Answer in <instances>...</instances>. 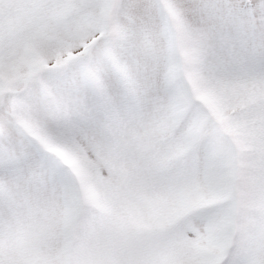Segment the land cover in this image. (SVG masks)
Wrapping results in <instances>:
<instances>
[{
  "label": "snow or ice",
  "instance_id": "6c2138e0",
  "mask_svg": "<svg viewBox=\"0 0 264 264\" xmlns=\"http://www.w3.org/2000/svg\"><path fill=\"white\" fill-rule=\"evenodd\" d=\"M0 264H264V0H0Z\"/></svg>",
  "mask_w": 264,
  "mask_h": 264
}]
</instances>
